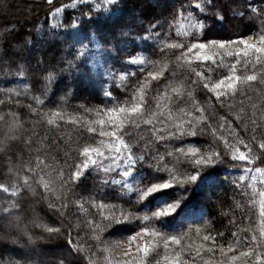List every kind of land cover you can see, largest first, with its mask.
Returning a JSON list of instances; mask_svg holds the SVG:
<instances>
[{
    "label": "snow or ice",
    "instance_id": "obj_1",
    "mask_svg": "<svg viewBox=\"0 0 264 264\" xmlns=\"http://www.w3.org/2000/svg\"><path fill=\"white\" fill-rule=\"evenodd\" d=\"M41 2L0 29V264H264V0Z\"/></svg>",
    "mask_w": 264,
    "mask_h": 264
},
{
    "label": "trees",
    "instance_id": "obj_2",
    "mask_svg": "<svg viewBox=\"0 0 264 264\" xmlns=\"http://www.w3.org/2000/svg\"><path fill=\"white\" fill-rule=\"evenodd\" d=\"M65 2H68V0H65ZM117 15H122L126 19L130 15V11H126L123 14L117 13ZM44 19L45 7L42 4L41 0H0V29L5 27L11 28L12 25H16V31L18 34L24 33L25 35L31 36L32 33L35 32L33 24L35 23L37 26H39L43 23ZM49 19L51 18L49 17ZM221 34L226 35V33H223L222 30ZM46 48L48 49L49 55L55 54L57 50L64 54H66V52L70 50L68 49L67 44L64 43L63 40H49L48 44L46 45ZM91 66V63H89L87 67L91 68ZM84 70L85 69L82 68V71ZM4 86L5 85H0V87ZM54 87L56 86L54 85ZM0 131L3 130L0 129ZM233 174L235 175L238 173L234 171ZM222 195L223 192H218L217 198ZM37 211H39V209H37ZM24 216V223L27 224L28 220L31 218L30 210L27 211ZM23 226L24 225L22 224L21 229L23 228ZM21 243L23 244V240L21 241ZM8 253H11V255L16 259H22L24 249L21 247V245H9L4 253L5 256H7Z\"/></svg>",
    "mask_w": 264,
    "mask_h": 264
}]
</instances>
